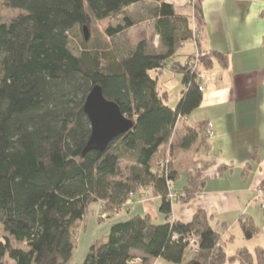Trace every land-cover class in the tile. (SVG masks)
Returning a JSON list of instances; mask_svg holds the SVG:
<instances>
[{"label": "trees", "instance_id": "trees-1", "mask_svg": "<svg viewBox=\"0 0 264 264\" xmlns=\"http://www.w3.org/2000/svg\"><path fill=\"white\" fill-rule=\"evenodd\" d=\"M200 2L193 3L198 21ZM0 6L19 10L0 22V264L66 263L73 252L72 227L91 203L116 211L145 187L160 197L163 221L133 214L112 223L106 239L91 245L80 264H129L136 252L142 264H264L261 246L227 252L202 209L187 222L170 219L167 181L177 173L168 143L177 118L200 104V71L214 60L226 64L225 54L201 50L186 17L162 0H0ZM132 7L146 13L134 15ZM110 17L116 23L103 32L109 40L153 20L163 51L149 52L145 38L135 44L125 39L124 46L84 37L76 45L71 39L76 27ZM192 38L196 51L184 63L172 61ZM167 63L184 86L174 107L164 102L155 76ZM95 85L132 126L103 150L84 152L91 128L83 106ZM206 124L189 128L179 146L188 148L199 136L205 142ZM203 187V179L190 175L180 201ZM238 224L246 239L260 230L247 214Z\"/></svg>", "mask_w": 264, "mask_h": 264}, {"label": "crops", "instance_id": "crops-1", "mask_svg": "<svg viewBox=\"0 0 264 264\" xmlns=\"http://www.w3.org/2000/svg\"><path fill=\"white\" fill-rule=\"evenodd\" d=\"M162 1L171 4L176 15L186 17L201 50L218 51L227 57L226 64L214 60L210 68L200 71V104L190 114L177 118L168 143L173 147L172 169L177 173L174 190L183 194L190 175L204 180L199 193L172 203L170 219L187 222L202 209L212 217L227 252L241 246L250 251L256 246L264 248V0H201V21L194 17L191 0ZM147 21L153 24V20ZM187 43L186 59L179 60L177 53ZM196 48L195 40L189 39L171 60L184 63ZM155 76L164 102L174 107L184 86L179 85L171 101L169 89H174L177 81L172 87L170 79L179 76L181 82L180 74L167 63ZM201 121L213 125V136L204 135L205 142L199 136L190 147L181 148L180 139ZM166 152L168 155L169 149ZM159 203L160 197L145 187L114 217L126 219L141 214L162 222ZM243 214L251 216L260 230L250 239L241 231L243 241L235 244L234 228Z\"/></svg>", "mask_w": 264, "mask_h": 264}, {"label": "rangeland", "instance_id": "rangeland-1", "mask_svg": "<svg viewBox=\"0 0 264 264\" xmlns=\"http://www.w3.org/2000/svg\"><path fill=\"white\" fill-rule=\"evenodd\" d=\"M132 12L134 13V15H138V16L141 15V13L143 14L146 13L144 10L141 11V9L139 10L135 7H132ZM18 13L19 10L17 9H8L6 7L0 6V22H7L12 18H14ZM115 20L116 19L114 17H110L109 19L105 18L101 20L92 19L89 28H87V32H88L87 41L90 40L91 43H97L98 40L102 44H106V43L108 44V42L110 41L114 44L116 42L118 45L124 46L123 42L125 39H128L131 42V44H135L137 40L145 38L149 40L148 42L149 52L159 53L163 51V48L160 45L159 37L155 35L153 31L152 21L146 20L130 28L124 34L122 33L110 40L109 38L107 39L106 36L103 34L104 28L106 25L109 24L115 25L116 23ZM70 36L71 39L74 41V43L76 45H79L80 40L83 39L84 37L82 28L76 27L70 32ZM189 45L190 44L188 43L184 45V47L181 50L182 52L179 53L180 56L177 53V57L179 60L186 59V55H187L186 50L189 49ZM178 79L179 76L170 79L171 81L170 85L172 87H175L174 84L177 81V86L174 89H169V95L171 96L170 97L171 101H172V97H174V95L178 93L179 85H181V82H179ZM259 194H261V192H259ZM136 208H138V206H136ZM119 210L111 211L107 213L101 210L99 203H91L88 206L83 219L76 221L72 227L71 233H72V242H73V252L69 261H67L64 264H80L83 261L87 252L89 251L91 245L98 244L100 241L105 240L109 232L110 225L114 222L125 220V217L122 218L114 217V214H116ZM234 231L235 234L237 232L235 238V244L239 240L243 241L240 227L235 226ZM3 235L4 232L2 231V228L0 226V237ZM226 243H228V241H226ZM20 246L26 249L24 244H21ZM189 253L190 252H188V254ZM135 255L137 256L136 258L139 257L138 252H136ZM136 258L133 260V263L131 264H142L141 260L138 261ZM3 264H14V263L8 259H4Z\"/></svg>", "mask_w": 264, "mask_h": 264}, {"label": "water", "instance_id": "water-1", "mask_svg": "<svg viewBox=\"0 0 264 264\" xmlns=\"http://www.w3.org/2000/svg\"><path fill=\"white\" fill-rule=\"evenodd\" d=\"M84 40L88 39L87 27L83 26ZM83 110L90 123V136L84 148L103 150L114 137L126 132L132 121L126 118L118 105L104 97L100 86L95 85L87 94Z\"/></svg>", "mask_w": 264, "mask_h": 264}, {"label": "built area", "instance_id": "built-area-1", "mask_svg": "<svg viewBox=\"0 0 264 264\" xmlns=\"http://www.w3.org/2000/svg\"><path fill=\"white\" fill-rule=\"evenodd\" d=\"M195 0H191V3H193ZM192 67L194 68L195 67V63H196V55H195V58L192 59ZM199 90H202V87L199 85ZM206 134H207V137H210V136H213L214 134V130H213V125L210 123V122H207L206 124ZM166 161H168V158L167 159H164L162 161V164ZM167 186H168V193H167V197L168 199L173 203V202H179L180 201V193L177 192L176 190H174L173 188V181L172 180H168L167 181ZM259 193V191L257 192ZM192 244V247L195 249L196 248V243L195 241H192L191 242ZM134 260V259H133ZM133 260L129 262V264L133 263ZM139 261V259H137Z\"/></svg>", "mask_w": 264, "mask_h": 264}]
</instances>
